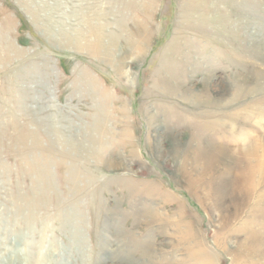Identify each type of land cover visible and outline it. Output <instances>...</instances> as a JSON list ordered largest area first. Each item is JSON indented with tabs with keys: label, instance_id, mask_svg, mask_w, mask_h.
I'll return each mask as SVG.
<instances>
[{
	"label": "rangeland",
	"instance_id": "374dc122",
	"mask_svg": "<svg viewBox=\"0 0 264 264\" xmlns=\"http://www.w3.org/2000/svg\"><path fill=\"white\" fill-rule=\"evenodd\" d=\"M55 2L93 45L102 9L121 56L52 44L35 0H0V54L20 52L0 56L1 263L264 264V0ZM101 120L99 155L50 137L90 143Z\"/></svg>",
	"mask_w": 264,
	"mask_h": 264
},
{
	"label": "bare ground",
	"instance_id": "6f19581e",
	"mask_svg": "<svg viewBox=\"0 0 264 264\" xmlns=\"http://www.w3.org/2000/svg\"><path fill=\"white\" fill-rule=\"evenodd\" d=\"M36 1V3H38L37 5H38V7H39V10H42L43 11V13H44V16H45V18L47 19V21H49L50 19H52V21H53V28H54V30L55 31H51L52 33H50V32H48L47 31V28H45V30H44V32L43 31H41V32H43L44 33V36L46 37V39H49L50 40V42L52 41V44L54 43V44H60V43H62V42H64L65 44H67L70 48H72V49H69V50H73V49H76V50H86V51H88V52H92V51H95V49L96 50H98L97 52L101 55V57L103 58V59H106V60H109L111 63H113V62H115V58H119L120 56H121V53H120V51H118L117 50V48L115 47L116 46V42H115V35H113V34H109L108 33V27H110L111 25H108V26H106L105 24H101V21H100V17L101 18H105L104 16H103V14H102V9L97 13V17L95 16V19H93V16L92 15H90V18H91V20H92V22L94 23V22H98L99 23V25H98V23H97V25H95L96 27H93L95 30H96V32L93 30V32L92 33H94L95 35H96V37H97V43H96V45H93L92 43H91V38L88 40V35L87 34H85V32L83 31V29H85L84 28V26L86 25L85 23H84V21H85V18H83V21L81 20V21H79L80 20V18H79V16L77 15V16H75V14H73L72 16L76 19V22H77V26H74V27H70V26H67V25H65V23L64 22H62V21H64V20H62V21H60L59 19H58V13H57V10L58 9H56V6H55V0H53L54 2H53V5H52V7L50 8V10L51 11H45L44 10V7L43 6H41V3L39 2L40 0H35ZM132 1V3L135 5V6H137V7H140V3H141V0H131ZM29 2V1H28ZM40 3V4H39ZM61 3H62V1H61ZM131 3V2H130ZM32 5V4H31ZM31 5H30V7H31ZM23 6V5H22ZM30 7H29V10H30ZM103 7V6H102ZM101 7V8H102ZM36 9V8H35ZM68 9V8H67ZM31 10H32V8H31ZM61 10V9H60ZM91 9H88V12H91L90 11ZM94 12V14L93 15H96L95 13V11H93ZM65 13V12H64ZM61 17V16H60ZM73 18H71L70 19V21L72 20ZM97 19V20H96ZM106 20V19H105ZM67 21V20H66ZM65 21V22H66ZM69 21V20H68ZM67 21V22H68ZM69 23V22H68ZM41 24V23H40ZM116 25V28H118L119 30H122V28H123V22L122 21H119V22H116L115 23ZM51 25V24H50ZM69 25V24H68ZM51 28V27H50ZM52 28V29H53ZM51 29V30H52ZM91 28L89 27V30H90ZM50 30V29H49ZM117 31V30H116ZM92 33H90V34H92ZM90 36V35H89ZM63 40V41H62ZM4 42V41H3ZM93 42V41H92ZM5 43V42H4ZM0 44H1V42H0ZM91 44V45H90ZM131 44V43H130ZM132 44H134V43H132ZM3 45L1 44V47H2ZM5 46V45H4ZM55 46V45H54ZM120 46V45H119ZM6 48L8 47V49L7 50H4V51H2V53L0 54V56H2V54H8V53H14V52H17L18 54H20V52H19V50L17 49V48H15L13 45H12V43L11 44H9L8 46H5ZM134 47V46H133ZM63 49V48H62ZM1 51V50H0ZM7 54H6V57H7ZM9 54H8V58H9ZM98 56V55H97ZM122 56H123V54H122ZM3 57H5V56H3ZM5 57V58H6ZM12 57V56H11ZM10 57V58H11ZM8 58H6V59H8ZM9 58V59H10ZM4 59V58H3ZM5 60V59H4ZM3 61V60H2ZM12 61V60H11ZM1 62V61H0ZM5 63H6V61H4ZM108 62V61H107ZM5 63L3 64V65H5ZM113 65V64H112ZM116 70V69H115ZM125 74H126V72H125ZM239 89V88H238ZM231 95V94H230ZM235 96H237V95H235ZM210 102V101H209ZM35 103V102H34ZM22 106V105H21ZM36 110V109H35ZM38 111V110H37ZM23 113V112H22ZM36 115V114H35ZM106 118V117H105ZM31 119V118H30ZM36 119V118H35ZM28 121V120H27ZM34 121H37V120H34ZM33 121V122H34ZM51 121V120H50ZM105 121V120H104ZM18 122H21V121H18ZM30 122V121H29ZM98 123H96V127L94 126V127H92V130H91V132H92V134H91V142L89 143V142H80L79 140H77V139H73L72 137H70V136H65V135H63L62 133H56V132H58V131H56L55 130V132L54 133H52V134H50V137L53 139L54 138V140L55 141H57V144L59 145V146H61V147H65L66 149H68V150H70V151H72V152H74V153H77V154H85V153H87V154H89V153H91V152H93L95 155H99L102 151H101V145L103 144L101 141L103 140V136H104V132L106 131L105 130V127H104V125H103V120H101V121H97ZM106 122V121H105ZM20 124V123H19ZM39 124V123H38ZM14 126V125H13ZM21 126H23V125H21ZM19 127H20V125H19ZM19 129H21V127L19 128ZM27 129H28V127H27ZM16 131V130H15ZM19 131V130H18ZM18 131H17V133H18ZM28 131V130H27ZM30 132V131H29ZM33 133H34V130L32 131ZM32 132H31V134H32ZM26 135V134H25ZM36 136V135H35ZM35 136H30V138H33V137H35ZM21 139H22V137H20ZM33 139H36V138H33ZM34 141H36V140H34ZM38 142V141H37ZM18 143V142H17ZM37 144V143H36ZM27 146V145H26ZM39 146V145H38ZM28 147H30V146H28ZM34 148H36V147H34ZM64 149V148H63ZM197 149H199V148H194L192 151L191 150H189L188 151V156H187V158H186V162H185V166H187V165H190L191 164V166L193 165V169L194 168H196V163L198 162L199 163V161H201V158H199L198 156H194L193 154H195V155H197ZM245 149V148H244ZM195 150V151H194ZM194 151V152H193ZM191 152V153H190ZM33 157H35V156H33ZM86 157V156H85ZM91 157H92V155H91ZM90 158V157H89ZM36 159H37V157H36ZM30 162V161H29ZM34 162V161H33ZM202 163V162H201ZM203 163H204V161H203ZM32 164V163H31ZM205 164V163H204ZM198 165V164H197ZM200 165V164H199ZM36 167V166H35ZM2 168H3V166H2ZM39 170V169H38ZM196 170H198V169H196ZM254 171H256V170H254ZM41 174V173H40ZM48 174V173H47ZM49 175V174H48ZM50 180V179H49ZM52 184V183H51ZM48 185H50V184H48ZM53 185V184H52ZM37 187H38V185H37ZM50 187H51V185H50ZM53 188V187H52ZM49 189V188H48ZM39 190V189H38ZM50 190H52V189H50ZM34 194H36V193H34ZM218 195V194H217ZM34 196H36V195H34ZM37 196H40V195H37ZM42 196H44L43 194H42ZM218 197H219V195H218ZM44 198V197H43ZM220 198V197H219ZM26 199V198H25ZM35 199V198H34ZM32 200H33V198H32ZM31 200V201H32ZM25 201V200H24ZM34 201V200H33ZM217 201V200H216ZM23 202V201H22ZM27 201H25V203H26ZM47 202H50V201H47ZM46 202V203H47ZM39 203V202H38ZM218 203V202H217ZM23 204H24V202H23ZM41 204V203H40ZM28 206H27V209H26V212H25V214L27 213L28 214V209H29V206H31V203L30 204H27ZM25 207H26V205H25ZM31 209V208H30ZM28 216V215H27ZM0 222H3V220H2V218L0 217ZM112 226V225H111ZM5 229H8L7 227H2V225H0V248H2L3 247V245H6V246H8V254L11 256L14 252L16 253V250L15 249H13L11 246H9L8 244H5V237H7V235H8V233H7V231L5 230ZM5 230V231H4ZM9 231V230H8ZM11 235V234H10ZM9 236V235H8ZM11 237H13V236H11ZM17 239V238H16ZM12 240V239H11ZM14 240V239H13ZM15 241V240H14ZM11 242V241H10ZM147 245V244H146ZM147 247H148V245H147ZM4 248V247H3ZM7 248V247H6ZM146 248V247H145ZM18 251V250H17ZM193 251V250H192ZM191 254H193V253H191ZM3 260V259H2ZM153 261V260H152ZM60 262V261H59ZM63 262V261H62ZM162 263V262H161ZM0 264H3V263H1V259H0ZM62 264H64V263H62Z\"/></svg>",
	"mask_w": 264,
	"mask_h": 264
}]
</instances>
